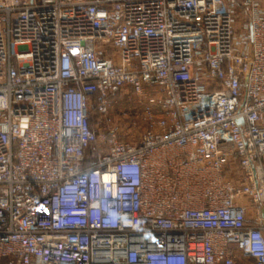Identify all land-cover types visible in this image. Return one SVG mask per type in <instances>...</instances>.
Masks as SVG:
<instances>
[{
	"label": "built area",
	"instance_id": "1",
	"mask_svg": "<svg viewBox=\"0 0 264 264\" xmlns=\"http://www.w3.org/2000/svg\"><path fill=\"white\" fill-rule=\"evenodd\" d=\"M0 264H264V0H0Z\"/></svg>",
	"mask_w": 264,
	"mask_h": 264
},
{
	"label": "rangeland",
	"instance_id": "2",
	"mask_svg": "<svg viewBox=\"0 0 264 264\" xmlns=\"http://www.w3.org/2000/svg\"><path fill=\"white\" fill-rule=\"evenodd\" d=\"M114 100L111 116L119 127L122 140H130V137H137L145 128V125L140 120L136 122V125H138L136 128L132 125L133 114L138 113L141 108L139 98L129 92L119 94Z\"/></svg>",
	"mask_w": 264,
	"mask_h": 264
}]
</instances>
